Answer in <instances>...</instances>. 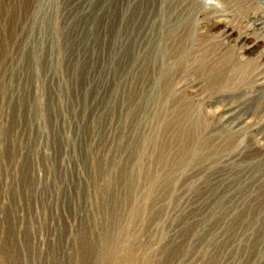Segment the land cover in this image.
I'll use <instances>...</instances> for the list:
<instances>
[{
    "label": "rangeland",
    "instance_id": "obj_1",
    "mask_svg": "<svg viewBox=\"0 0 264 264\" xmlns=\"http://www.w3.org/2000/svg\"><path fill=\"white\" fill-rule=\"evenodd\" d=\"M125 1L0 0V264H95L113 237L129 264H264V104L233 123L177 76L209 127L186 163H156L137 89L158 31Z\"/></svg>",
    "mask_w": 264,
    "mask_h": 264
},
{
    "label": "bare ground",
    "instance_id": "obj_2",
    "mask_svg": "<svg viewBox=\"0 0 264 264\" xmlns=\"http://www.w3.org/2000/svg\"><path fill=\"white\" fill-rule=\"evenodd\" d=\"M207 1L133 0L135 21L151 20V26L158 31L156 44H151L142 64L137 90L139 109L153 111L165 133L161 145L167 156L155 161L163 167L184 163L191 140L209 127L198 111L177 104L172 94L177 76L197 80L196 86L216 99L217 114L227 108L222 117H233V123L252 120L264 104V0H217V7L208 6ZM130 2L125 1L127 10ZM212 34L218 35L212 39ZM243 99V112L237 114L235 104ZM121 175L130 190L135 173L128 163L122 167ZM107 245L98 254V261L95 258V264L135 261L131 255L118 261L121 243L117 237Z\"/></svg>",
    "mask_w": 264,
    "mask_h": 264
}]
</instances>
